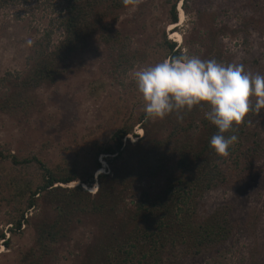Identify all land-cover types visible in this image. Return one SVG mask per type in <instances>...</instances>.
Here are the masks:
<instances>
[{
  "label": "trees",
  "instance_id": "1",
  "mask_svg": "<svg viewBox=\"0 0 264 264\" xmlns=\"http://www.w3.org/2000/svg\"><path fill=\"white\" fill-rule=\"evenodd\" d=\"M178 1L169 10L171 24L178 21ZM259 3L260 0H247L245 6L251 13H260ZM125 5L123 0H66L58 20L62 38L50 49V32H47L34 43L25 72L16 75L8 72L0 77V111L29 113L31 91L56 81L69 60L76 53L86 51L96 32L98 40L106 44L124 39L119 30L103 25V20ZM216 45L210 38L206 48L213 53L212 59L223 62L222 46ZM162 48L168 58L180 55L179 46L176 48V43L167 39L164 32ZM136 56H139L137 51L114 52V68ZM260 65L254 59L249 63L253 67L250 72L262 75ZM253 113L248 114L244 123L225 133L237 136L226 157L210 146L211 137L218 131L216 126L195 112L190 118L182 114V121L177 117L167 118L164 124L168 132L164 137H158L159 130H150L149 118L143 114L136 122L143 135L132 133L135 123H125L113 132L108 143L101 145L91 164L85 166L66 165L53 170L34 155L19 158L0 154V163L8 158L13 169L29 168L35 163L42 170L36 178L7 173L4 176L5 165L0 170V196L3 195L0 201L15 212L7 222L9 232H20L22 225L25 228L33 224L34 228L33 244L21 255L19 263L46 264L56 255L57 245L66 239L72 227L82 222L81 218H91L95 230L74 264H180L187 256L221 246L240 230L252 234L251 217L240 223L216 212L203 222L197 220L198 200L205 193L244 182L254 173L256 161L264 158L259 139L249 141L246 136L251 131V121L255 120ZM259 116H263L264 122V110ZM197 131L200 135L203 132V139ZM129 134L136 139L125 137ZM98 154L106 155L108 171L94 177L103 168L97 160ZM74 180L79 184L62 186ZM146 181L149 185L140 190L129 206L126 198L133 185ZM83 184L87 187L95 184V192L85 189ZM41 202L49 214L41 217L40 211L34 217L28 215ZM255 223L256 226L258 220ZM255 229L253 235L257 240ZM9 237L5 238L0 231V241L6 248L10 246ZM247 252L246 264H264L263 251L258 246ZM180 254L185 257L180 258Z\"/></svg>",
  "mask_w": 264,
  "mask_h": 264
},
{
  "label": "rangeland",
  "instance_id": "2",
  "mask_svg": "<svg viewBox=\"0 0 264 264\" xmlns=\"http://www.w3.org/2000/svg\"><path fill=\"white\" fill-rule=\"evenodd\" d=\"M1 1L0 77H3L8 72L16 75L28 69L27 61L34 43L44 38L47 32H50V49L62 38L58 20L66 0ZM174 1L131 0L123 8L109 13L103 25L119 30L124 39L119 43L106 44L98 40L96 32L86 51L76 53L56 81L31 91L29 113L0 111L2 157L34 155L53 170L66 165L85 166L91 164L101 145L108 143L113 132L125 123H135L132 133L143 135L140 124L136 122L145 114L144 101L137 90L134 72L168 58L162 48L163 32L167 39L176 43V48L179 46L180 54L187 52L205 60L212 59L213 53H209L206 47L209 39L213 38L216 46H222V63L242 64L250 72L253 67L249 63L255 59L261 63L259 68L264 75V0L259 3L262 6L260 13L246 9L247 0H186L183 4L179 0L176 6L178 21L171 24L169 10ZM29 40L31 45L27 43ZM116 51H137L139 56L115 69L113 54ZM209 110L207 105H197L181 115L190 118L195 112L200 118ZM171 117L177 115L172 113L163 119L149 118L150 130H159L158 137H164L168 132L164 121ZM252 117L255 120L251 121L247 139H259L264 150L263 116L253 113ZM197 133L201 139L204 138L202 131V135L200 131ZM125 137L131 141L136 139L132 134ZM3 159L0 170L5 165L4 176L7 173L9 176L18 174L20 178H36L41 174L42 170L35 163L29 168L13 169L8 158ZM97 160L103 168L98 169L94 177L108 171L106 155L98 154ZM78 184V180H74L62 186ZM148 185L147 181L134 184L126 203L132 206L130 204L137 199L140 190ZM83 187L92 193L96 190L95 184L89 187L83 184ZM198 204L200 217L197 223L214 217L216 212L227 214L240 223L251 217L252 234L240 230L221 246L196 256H187L180 264H246L247 250L255 245L264 256V158L256 161L254 173L244 182L209 191L198 200ZM39 212L41 217L49 214L42 202L28 215L34 217ZM14 213L12 207L0 201V231L4 232L5 238L10 236L8 248L0 241V264H20L19 258L33 244V224L25 228L22 225L20 232H9L10 224L7 222ZM81 220L57 245L56 255L46 264H74L82 246L90 241L95 230L91 218ZM254 229L257 240H254ZM179 257L185 255L180 254Z\"/></svg>",
  "mask_w": 264,
  "mask_h": 264
},
{
  "label": "clouds",
  "instance_id": "3",
  "mask_svg": "<svg viewBox=\"0 0 264 264\" xmlns=\"http://www.w3.org/2000/svg\"><path fill=\"white\" fill-rule=\"evenodd\" d=\"M123 2L127 5L131 0ZM134 81L144 101L143 110L151 119L175 113L182 121L183 111L207 105L206 119L218 129L210 146L220 156H228L237 141L235 134L225 133L244 123L250 112L259 115L264 110V75L245 71L242 64H224L184 52L138 68Z\"/></svg>",
  "mask_w": 264,
  "mask_h": 264
}]
</instances>
